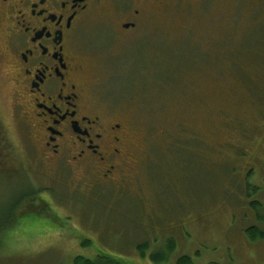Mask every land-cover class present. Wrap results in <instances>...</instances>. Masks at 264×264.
I'll list each match as a JSON object with an SVG mask.
<instances>
[{"label": "rangeland", "instance_id": "rangeland-1", "mask_svg": "<svg viewBox=\"0 0 264 264\" xmlns=\"http://www.w3.org/2000/svg\"><path fill=\"white\" fill-rule=\"evenodd\" d=\"M98 33L81 55L95 95L130 127L134 182L85 186L79 171L46 165L0 67V220L35 183L42 196L53 188L55 229L28 231L23 219L0 242V264L100 253L124 264H264V239L246 232L264 230V0L168 4L145 17L130 50ZM151 248L168 260L153 261Z\"/></svg>", "mask_w": 264, "mask_h": 264}, {"label": "flooded vegetation", "instance_id": "flooded-vegetation-1", "mask_svg": "<svg viewBox=\"0 0 264 264\" xmlns=\"http://www.w3.org/2000/svg\"><path fill=\"white\" fill-rule=\"evenodd\" d=\"M179 2L0 0V67L13 82L19 122L26 124L46 165L79 171V184L85 186L101 182L126 189L134 182L136 149L129 142L130 127L95 95L81 54L91 44L94 27L99 33L93 40L130 50L149 13ZM33 185V192H39L40 186ZM49 190L39 196L52 207ZM37 199L24 206L38 211L43 205ZM25 228L20 229L26 232Z\"/></svg>", "mask_w": 264, "mask_h": 264}, {"label": "trees", "instance_id": "trees-1", "mask_svg": "<svg viewBox=\"0 0 264 264\" xmlns=\"http://www.w3.org/2000/svg\"><path fill=\"white\" fill-rule=\"evenodd\" d=\"M1 124V123H0ZM7 154V152H6ZM259 190V189H258ZM41 192H37L38 194ZM35 193L32 191L31 194L29 193H22L20 197L17 199V203L14 207H11V210H6L4 212L3 217L0 220V242L9 243L6 242L9 238L8 235L11 234L14 231V228L19 227L20 222L25 219L23 222L29 224V227L36 226L38 229H44L50 227V221L49 217L53 219L54 212L51 211L50 207L45 206L44 199L38 195V205L40 206V209L38 211H29L27 207L24 205L28 203H33L31 196ZM253 207L256 209L261 208L263 206L262 203H258L257 201L252 203ZM52 208V207H51ZM50 210V211H49ZM264 220V216L262 217ZM261 219V217L259 218ZM59 225V223H58ZM64 227V223L60 222V227ZM52 228V227H50ZM55 229L52 228L51 232ZM247 235L252 240L257 239H264V230L260 229L257 225H252L246 230ZM15 236V235H11ZM12 238V237H11ZM28 239V238H27ZM148 243V242H147ZM83 245L89 246L91 245V242L88 240H85L83 242ZM150 243H148V246ZM142 247H147V244L142 245ZM175 244L170 243L168 246L169 253L171 255L173 248L175 249ZM169 255V256H170ZM151 258L153 261L159 263L168 260L167 256H165L162 252L157 251L156 253L151 255ZM74 264H124V262L120 261L119 259H116L113 256H109L103 253L97 254L94 258H87L83 256H78L74 259ZM177 264H194L193 259L190 256H182L177 260Z\"/></svg>", "mask_w": 264, "mask_h": 264}]
</instances>
